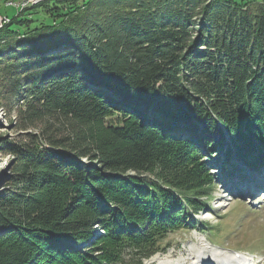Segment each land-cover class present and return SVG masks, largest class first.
<instances>
[{"label":"trees","instance_id":"1","mask_svg":"<svg viewBox=\"0 0 264 264\" xmlns=\"http://www.w3.org/2000/svg\"><path fill=\"white\" fill-rule=\"evenodd\" d=\"M40 7L0 29V264H143L210 211L221 146L264 166V0Z\"/></svg>","mask_w":264,"mask_h":264},{"label":"rangeland","instance_id":"2","mask_svg":"<svg viewBox=\"0 0 264 264\" xmlns=\"http://www.w3.org/2000/svg\"><path fill=\"white\" fill-rule=\"evenodd\" d=\"M8 1L0 0V15L8 17L10 23L15 17L28 18L29 9L36 8L38 12L41 11L40 5L46 0H39L36 5L31 4L21 9ZM38 15L40 13L32 16ZM10 27L24 30L16 23ZM1 97L4 96L0 94V133L10 131L9 135H13L17 119L15 110L13 108L9 111ZM221 147L212 157L207 158L215 180L210 211H203L198 215L197 221H190L182 228L170 232L163 241V250L143 260V264H199L200 257L209 258L213 262L219 261L215 264L223 261L234 264L232 258L235 257V250L244 252V264H264V196L257 191L264 187V167L260 170L243 165L235 171L231 167L224 169L223 163L228 158V149L226 145ZM232 159L235 160L234 156ZM10 162V155L0 152V173L3 169L8 171ZM0 178L1 185L5 177ZM183 249L186 253H183ZM172 253L176 255L170 256ZM156 257L158 261L151 263V259Z\"/></svg>","mask_w":264,"mask_h":264},{"label":"bare ground","instance_id":"3","mask_svg":"<svg viewBox=\"0 0 264 264\" xmlns=\"http://www.w3.org/2000/svg\"><path fill=\"white\" fill-rule=\"evenodd\" d=\"M39 0H27V2H23V3H21L17 8H19V9H21V8H24V7H26V6H28V5H31V4H35V3H37ZM42 1V0H41ZM36 5V4H35ZM8 21H9V19L8 20H3L2 22H0V28L3 26V25H5L6 23H8ZM263 193H262V196H264V191H262ZM183 251V253H186V250L185 249H183L182 250ZM176 255V253H172V254H170V256H175ZM158 261V258L156 257V258H153V259H151V263H155V262H157ZM187 261H188V258H187ZM221 261H223V260H221ZM216 262H219V261H214L213 262V260H209V258H198V263L199 264H215Z\"/></svg>","mask_w":264,"mask_h":264},{"label":"built area","instance_id":"4","mask_svg":"<svg viewBox=\"0 0 264 264\" xmlns=\"http://www.w3.org/2000/svg\"><path fill=\"white\" fill-rule=\"evenodd\" d=\"M9 4L14 5L15 7H18L21 3L23 2H27V0H18V1H14V0H9L8 1ZM8 17H5L4 15H0V22H2L3 20H8Z\"/></svg>","mask_w":264,"mask_h":264},{"label":"water","instance_id":"5","mask_svg":"<svg viewBox=\"0 0 264 264\" xmlns=\"http://www.w3.org/2000/svg\"><path fill=\"white\" fill-rule=\"evenodd\" d=\"M13 163V161H11L10 163H9V165H11Z\"/></svg>","mask_w":264,"mask_h":264}]
</instances>
